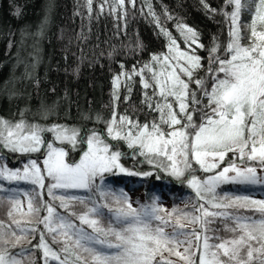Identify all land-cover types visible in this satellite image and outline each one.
<instances>
[{
  "label": "trees",
  "instance_id": "16d2710c",
  "mask_svg": "<svg viewBox=\"0 0 264 264\" xmlns=\"http://www.w3.org/2000/svg\"><path fill=\"white\" fill-rule=\"evenodd\" d=\"M206 3L211 9H216L215 13L206 10L201 0H136L135 8L125 0L126 14L118 8L117 0H91V4L88 0H0V119L11 124L22 121L25 125L34 124L41 128L60 125L69 130H76L79 136L74 147L67 141L61 143L55 140L51 132L42 133L45 142L52 141L55 147L68 152V162H77L86 150L80 137L86 132H96L105 143L119 145L120 151L131 157L122 156L120 163L125 168L131 170L138 167L140 171L150 169L152 166L145 162L144 157L133 156L136 150L128 149L126 141L112 140L107 135V127L113 117L117 126H120L121 117L138 121L140 124L160 122V113L149 107V104L155 105L160 101L158 95L153 94L154 87L144 88L139 75L133 74L134 69H140L152 56L163 55L168 51V38L160 32L154 17L149 14V6L159 17L160 25L170 31L178 42L182 41L183 37L176 25L186 24L197 32L199 43L204 47L196 49L195 54L200 57L201 66L194 70L192 79H201L204 88L210 91L215 78L209 69L217 68L212 56H228L226 49L231 38L232 22L226 13L233 11V5L226 4V0H206ZM242 3L240 15L241 20H244L249 16L245 14V9H251L252 0H242ZM102 4L104 6L101 10ZM16 7L20 9L18 16L14 14ZM166 16H171L172 19L168 20ZM213 45L217 46L218 51L210 55L209 49ZM180 48H185L184 43H180ZM118 76L120 83L116 85ZM144 76L147 78L151 74L146 71ZM219 76L222 77L223 73H219ZM152 84L154 85L153 80ZM193 90L199 103L192 104L190 95L188 110H194L193 124L199 126L205 114L211 115V111L207 107L208 97L203 95V90L195 84H190L189 93ZM174 107L176 108L175 103ZM35 113L39 116L34 115ZM181 117L182 122L186 124V119L182 115ZM161 127L168 132L167 125L162 124ZM188 131L193 130L189 128ZM45 151L41 148L40 152L35 153H13L0 148V164H5L9 169L23 170L30 160L35 159L43 172ZM227 159L229 158L224 159L221 168L230 162ZM189 160L191 168L187 169L185 177L180 179L165 175L160 180L152 176L142 181L136 176L106 173L103 181L97 178L96 184L86 190L70 188L64 193L58 192V189L54 190L57 197H65L66 208L60 207L59 199L53 200L48 195L50 178L44 180L43 189L27 181L5 182L4 188L0 190V222L4 224L6 233L15 231L16 237H19V243L15 246L10 242L5 247L20 264H44L43 249L37 247L41 232L45 233L44 239L50 248L59 251L62 247V241L53 242L51 234L47 233L42 224L36 222L35 213L29 214L28 208L21 209L16 206L21 189L31 193L34 207L51 203L61 215L73 213L71 219L78 226L77 217L86 214L92 203L106 204L104 215H91L89 218L96 219L98 227L105 230L110 226L119 230V225L113 220L115 211L120 207L126 208L124 197H127V189L138 188L140 193L135 198L138 205L136 208L143 209L146 205L157 208V214L162 219H153V228L163 227L165 234L169 236L174 232L185 233L172 237V243L177 251L184 253L185 245L191 241L192 251L194 249L191 259L195 264H199L201 253L197 250V244L200 242L191 233L201 232V224L189 221L192 216L201 215L197 209L205 201L199 199L195 189L181 181L185 180L189 173L203 181L205 176L212 172H204L199 165L191 161V157ZM13 187L16 188L15 193L12 192ZM249 190L245 185L222 183L216 189V202L228 204L237 196L262 200L261 196H255ZM160 191L167 193L170 200L168 209L157 207L154 202L153 197L159 195ZM205 207L212 212L224 213L206 218L211 221L204 225L206 234L210 237L209 244L238 237L239 230H230L236 228L237 217H247L257 222L264 219V213L254 206L242 207L235 203L217 209L205 203ZM10 212L12 215H9ZM45 215L46 212L41 206L39 216ZM164 221H167L166 225ZM180 225H183V228H180ZM32 227L36 228V232L23 235L20 231L22 228ZM83 227L92 232L88 225ZM204 234L201 232V235ZM16 237L8 235L7 239L14 241ZM102 238L116 243L111 236ZM96 249L105 254L117 255L115 248H101L96 245ZM76 252L81 259L75 261L70 256V264H94L89 253L79 250ZM241 254L243 255V252ZM61 255L63 258V254ZM162 261L187 264L168 250L158 253L153 264ZM48 264L57 262L49 257ZM254 264L259 262L254 261Z\"/></svg>",
  "mask_w": 264,
  "mask_h": 264
},
{
  "label": "snow or ice",
  "instance_id": "6c2138e0",
  "mask_svg": "<svg viewBox=\"0 0 264 264\" xmlns=\"http://www.w3.org/2000/svg\"><path fill=\"white\" fill-rule=\"evenodd\" d=\"M88 2L91 4V0ZM201 3L206 10L215 13L216 9H211L206 0H201ZM128 4L135 8L136 0H128ZM226 4L233 5V11L226 13L233 25V29L230 30L233 39L226 49L229 56L225 58L212 56L217 68L209 69L215 78L210 91L204 88L201 79H192L194 70L201 66L200 57L195 54L196 49L204 47L199 43L197 32L186 24L176 25L179 34L183 37V40L178 42L170 31L160 25L159 17L149 6V14L154 17L160 32L168 38V51L163 55L152 56L151 64H145L138 70L134 69L133 74L142 77L145 71L151 74L150 78L154 81V85L147 79L143 84L144 88L154 87L153 94L161 98L155 105L149 104V107L160 113V122L140 124L138 121L121 117L120 126H117L113 117L106 131L112 140L126 141L128 149L136 150L133 156L144 157L145 162L152 166L150 169L140 171L138 167L131 170L125 168L120 163L122 156L131 157L127 153H122L119 145L105 143L96 132L90 134L86 132L80 137L86 150L83 151L78 163L68 162L66 160L68 152L63 148L55 147L52 141L45 142L42 133L51 132L55 140L61 143L67 141L74 147L79 136L76 130H69L60 125L41 128L34 124L25 125L22 121L11 124L0 119V148L13 153H35L40 152L41 148L46 150L43 154V172L41 165H38L35 159L30 160L23 170L9 169L5 164H0V184L30 181L43 189L44 180L50 178L48 195L53 200L59 199L60 207L66 208L65 197H57L54 190L89 189L96 184L97 178L103 181L106 173L136 176L142 181L152 176L160 180L165 175L180 179L185 177V171L191 168L189 160L191 157V161L199 165L204 172L213 173L203 181L189 173L188 177L181 181L195 189L201 201L217 209L239 203L242 207H257L261 213H264V199L251 200L246 196H237L228 204L222 205L216 202V189L222 183L264 185V174L258 175L255 167L241 169L231 161L220 167L229 152L243 159L247 149L248 158L259 159L264 171V0H256L250 25L253 43L248 47H243L239 43L238 20L243 7L242 0H226ZM124 5L125 0H117L118 8L126 14ZM103 6V4L100 6L101 10ZM14 14L17 16L20 14L18 7L14 9ZM166 19L170 20L172 17L166 16ZM258 23L261 27L260 31H257ZM180 43H184V49L180 48ZM217 51V46L213 45L209 49V54L212 55ZM219 73H223V77H220ZM128 78L131 79V76ZM119 80L120 77H116L117 85ZM190 84H195L203 90V95L208 97L207 107L211 111V115L205 114L199 126L193 124L194 110L192 112L188 110L190 95L192 104L199 103L195 90L189 93ZM170 97L173 98L172 101H169ZM173 103L176 104L175 109ZM181 115L187 123L177 128V125H181ZM162 124L167 125L172 131L166 133L161 127ZM189 128L193 131L189 132ZM217 169L219 171H216ZM101 195L103 196V193ZM72 199L76 198L72 197ZM153 199L158 198L153 197ZM124 201L126 208H118L113 217L114 222L119 225V230L111 226L105 230L98 227L96 219L89 217L104 215L103 209L107 207L106 204L90 201L92 207L86 214L77 217L78 226L71 219L73 213L69 212L67 216L61 215L51 203H42L46 215L40 217L41 206L34 207L33 200L29 198L28 213L36 214V222L42 224L47 233L51 234L53 242L62 241L61 249L55 251L45 241V233H40V243L37 247L43 249L44 264H48L49 257L57 264H70V256L75 261H79L81 257L76 250L89 253L94 264H153L155 256L162 250H168L170 254L185 260L187 264H195L191 259L194 255L191 241H188L189 246L184 249V253L177 251L172 243V237L185 233L174 232L169 236L165 234L163 227L153 228L152 220L162 219L157 214L159 211L157 208L146 205L137 212L132 208L128 197L125 196ZM16 203L19 204V201ZM205 203L200 204L197 209L201 215H194L189 221L193 224L200 223L201 232L205 233L204 235L196 231L191 233L200 242L197 244V250L201 253L199 264H254V261L264 264V219L257 222L247 217H237L236 228L230 230H239L238 237L209 244L210 237L206 234L204 225L211 221L206 218L224 213L209 211ZM9 215L12 213L10 212ZM163 223L166 225L167 221ZM83 225H88L92 232L86 231ZM4 227L0 222V264H20L5 247L10 242L15 246L19 243V237H16L15 231L6 233ZM19 227L17 222V228ZM180 228H183V225H180ZM20 231L23 235H27L29 232H36V228H22ZM8 235L16 239L9 241ZM107 236L113 237L116 243L113 244L102 238ZM96 245L101 248H115L117 255L105 254L97 250ZM221 257L226 259L222 260ZM158 264H171V262L162 261Z\"/></svg>",
  "mask_w": 264,
  "mask_h": 264
},
{
  "label": "rangeland",
  "instance_id": "374dc122",
  "mask_svg": "<svg viewBox=\"0 0 264 264\" xmlns=\"http://www.w3.org/2000/svg\"><path fill=\"white\" fill-rule=\"evenodd\" d=\"M243 4V3H242ZM255 7H256V0H252V6L250 7L251 9L250 10H246L245 11L247 13L245 14H249V16L247 18H245L244 20H241V15L239 16V20H238V25H239V43L241 46L243 47H248L250 46L252 43H253V38L251 37V29H250V25L252 23V19H253V13H254V10H255ZM232 29H233V25H232ZM261 30V27L259 25V23L257 24V31H260ZM233 37L231 36V38L229 39V42L228 44L232 41ZM259 42V41H257ZM167 53V52H166ZM164 53V54H166ZM228 53V52H227ZM228 56H229V53H228ZM152 61L151 59L148 60L147 62L144 63L145 64H151ZM41 64V63H40ZM158 67V66H157ZM146 73V71H145ZM140 79H141V83L143 84V81L145 79H147L149 81L150 84H152V80L149 76H147V78H145L146 76L143 75L142 76H139ZM223 77V76H222ZM183 79H186V77H182ZM119 83H120V80H119ZM116 85H117V82H116ZM119 85V84H118ZM144 86V84H143ZM171 98V97H170ZM169 98V99H170ZM158 99H161L159 96H158ZM173 100V98H171ZM176 105V104H175ZM173 107H174V103H173ZM175 109V107H174ZM34 115L36 116H39L38 113H35ZM182 118V117H181ZM185 123L182 122L181 120V125H177L176 127L177 128H180L184 125ZM168 129V132L169 131H172L171 128H167ZM248 135V132L247 130L245 131V136L247 137ZM191 139V138H190ZM257 148H259V143L257 142ZM82 158V154H81V157L80 159ZM226 158H229L227 160L229 161H232L236 164L237 167L241 168V169H244V168H247V167H255L257 168V173L258 175L260 174H264V171H262V167H261V163H260V160L259 159H256V160H251L248 158V150L246 149L245 150V156L243 159H240L239 156L237 154H234L232 152H229L227 154V156L225 157ZM79 159V160H80ZM79 160L77 161V163L79 162ZM179 160V158H178ZM38 164V163H37ZM39 165V164H38ZM213 175V173H209L205 176V179L209 176ZM230 175H232L230 173ZM196 176V175H195ZM197 178H199L198 176H196ZM201 180V178H199ZM204 179V180H205ZM27 182H30V181H27ZM128 188V186H125ZM248 189H250V193L251 194H254L255 196H261V199H264V192H262V188L264 187V185H261V184H257V185H250V186H247ZM4 188V185L3 184H0V189H3ZM66 189H58V192H62L64 193ZM73 190V189H71ZM86 190V189H85ZM13 193L16 192V188L13 187V190H12ZM121 193V192H120ZM138 193H140V191L138 190V188H134V189H127V197H128V201L131 203L132 205V208L135 209L137 212L141 211V209H137L136 205L137 202L135 200V198L138 196ZM160 193L159 195L155 196L157 197L158 199H154V202L156 204V206H163L165 209H168L169 207V202L170 200L168 199L167 197V193H165L164 191H160L158 192ZM123 195H125V193H123ZM263 195V196H262ZM29 198H32V195L31 193L29 194L25 189H21V193L19 195V197L16 199L17 201H19V204L16 203V206L18 208H21V209H25V208H28V200ZM140 207H143V206H140ZM144 208V207H143ZM94 219V218H92ZM187 245H185V247H187ZM184 249V247H183ZM182 251V249H181ZM184 251V250H183ZM194 251V249H193Z\"/></svg>",
  "mask_w": 264,
  "mask_h": 264
}]
</instances>
